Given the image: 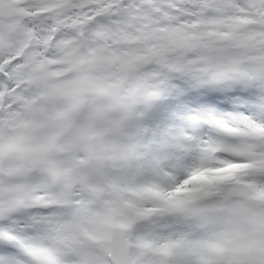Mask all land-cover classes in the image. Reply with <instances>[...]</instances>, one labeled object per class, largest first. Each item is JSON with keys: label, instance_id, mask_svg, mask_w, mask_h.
<instances>
[{"label": "snow or ice", "instance_id": "1", "mask_svg": "<svg viewBox=\"0 0 264 264\" xmlns=\"http://www.w3.org/2000/svg\"><path fill=\"white\" fill-rule=\"evenodd\" d=\"M0 264H264V0H0Z\"/></svg>", "mask_w": 264, "mask_h": 264}]
</instances>
